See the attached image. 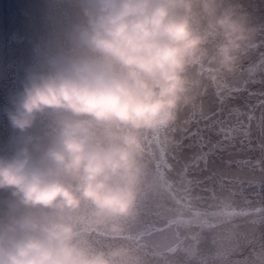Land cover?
<instances>
[{"label":"clouds","instance_id":"9594fccd","mask_svg":"<svg viewBox=\"0 0 264 264\" xmlns=\"http://www.w3.org/2000/svg\"><path fill=\"white\" fill-rule=\"evenodd\" d=\"M5 105L0 264H125L116 243L136 214L141 134L190 101L189 72L216 85L252 46L231 0H65Z\"/></svg>","mask_w":264,"mask_h":264},{"label":"water","instance_id":"95a60500","mask_svg":"<svg viewBox=\"0 0 264 264\" xmlns=\"http://www.w3.org/2000/svg\"><path fill=\"white\" fill-rule=\"evenodd\" d=\"M231 3L247 14L252 46L216 85L190 70L189 103L141 134L136 214L118 241H98L118 244L125 264H264V0ZM66 11L65 0H0V108Z\"/></svg>","mask_w":264,"mask_h":264},{"label":"snow or ice","instance_id":"6c2138e0","mask_svg":"<svg viewBox=\"0 0 264 264\" xmlns=\"http://www.w3.org/2000/svg\"><path fill=\"white\" fill-rule=\"evenodd\" d=\"M205 163H207V160L205 159Z\"/></svg>","mask_w":264,"mask_h":264}]
</instances>
